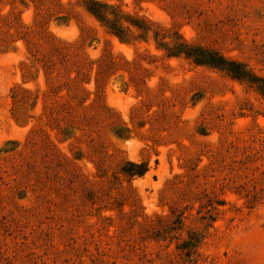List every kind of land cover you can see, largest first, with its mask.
<instances>
[{
	"label": "rangeland",
	"instance_id": "1",
	"mask_svg": "<svg viewBox=\"0 0 264 264\" xmlns=\"http://www.w3.org/2000/svg\"><path fill=\"white\" fill-rule=\"evenodd\" d=\"M38 1L0 0V264H264V99L224 72L165 51L182 40L264 79V0L39 7L43 31L86 59L87 104L100 103L119 123L66 140L70 131L58 135L45 116L43 70L14 33L33 26ZM91 2L143 21L144 32L119 43L88 12ZM17 87L27 97L22 122L12 114ZM124 129L127 137H116ZM98 136L104 147L92 152L89 139ZM46 140L82 180L49 169ZM99 158L105 173L95 168ZM126 161L147 172L121 176ZM190 233L202 239L191 262L176 248Z\"/></svg>",
	"mask_w": 264,
	"mask_h": 264
},
{
	"label": "trees",
	"instance_id": "2",
	"mask_svg": "<svg viewBox=\"0 0 264 264\" xmlns=\"http://www.w3.org/2000/svg\"><path fill=\"white\" fill-rule=\"evenodd\" d=\"M44 4L57 7L56 0H39L36 3V18L33 26L30 28H21L14 30L19 36V40L23 41L29 51L31 57L34 58L41 66L47 80V92L43 96V106L45 116L48 123L56 131L58 135H63L65 131H70L66 139H71L75 131L80 132V136L88 135L91 129L98 127L103 121H111L112 124L118 125L117 119L109 114L100 103L87 104L88 96L85 89L83 78L86 76L88 65L81 50L71 43H66L53 38L47 32L43 31V23L40 17V8ZM88 12L101 24L105 29L115 37L121 44H133L136 40L135 31L144 32L145 23L134 22L129 20L120 10L113 8L107 4L91 2L86 6ZM15 20V19H14ZM2 22L5 19L1 20ZM6 25V24H5ZM18 29H23L19 31ZM168 57H184L198 66H207L217 69L227 74L230 78L247 84L253 88L264 99V79L258 77L246 69L238 62L227 60L218 53L202 48L197 45L186 43L176 39L172 42L171 47L165 49ZM107 68V64L101 63V69ZM25 73H23L24 75ZM74 74V75H73ZM26 91L17 87L10 92V98L13 101L14 109L12 114L16 122H22L25 112L23 110L27 97L22 96ZM31 116L27 117V120ZM96 133L99 130L94 131ZM127 130L123 133L116 134V137L125 139ZM36 129L33 135H36ZM31 139V138H30ZM98 136L96 141L89 139L92 152L96 151V145L102 149L103 143ZM44 143V157L49 164V169L60 168L66 171V174L73 176L75 179L82 180L83 176L76 173V169L71 167L67 159L58 151L55 145L46 140ZM34 145V144H32ZM97 172H104L106 164L104 160L99 158L94 162ZM147 166L142 163L124 162L120 165L119 174L125 178L141 177L147 172ZM121 196H126L131 204L135 205L134 197L129 193L128 188H122ZM119 205V203H116ZM111 209V208H109ZM138 216H135V219ZM175 221L173 224H177ZM176 230L175 227L161 229L154 233V237H160L164 231ZM201 237L195 233H190L187 239L176 246L183 253V256L190 262L191 256L197 251L201 244Z\"/></svg>",
	"mask_w": 264,
	"mask_h": 264
}]
</instances>
